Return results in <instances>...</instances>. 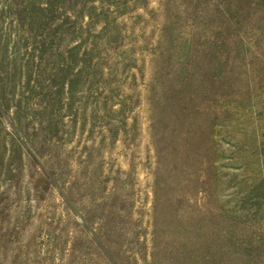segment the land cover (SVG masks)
Masks as SVG:
<instances>
[{
  "label": "rangeland",
  "instance_id": "rangeland-1",
  "mask_svg": "<svg viewBox=\"0 0 264 264\" xmlns=\"http://www.w3.org/2000/svg\"><path fill=\"white\" fill-rule=\"evenodd\" d=\"M88 7L0 126V264H264V0Z\"/></svg>",
  "mask_w": 264,
  "mask_h": 264
},
{
  "label": "trees",
  "instance_id": "trees-1",
  "mask_svg": "<svg viewBox=\"0 0 264 264\" xmlns=\"http://www.w3.org/2000/svg\"><path fill=\"white\" fill-rule=\"evenodd\" d=\"M90 2L91 0H0V126L7 121L12 127L17 139L15 151L19 158L22 149L31 153V145L23 139L27 127L22 122L38 114L34 101L41 107H54L60 103L59 99L51 97L50 85L43 88L40 80L47 73L52 78L51 85L57 86V80H61L62 85L64 78L70 76L74 69L71 62L74 63L80 44L76 42L78 44L71 46L67 56H64L61 51L62 40L65 37L71 40L75 38L74 30L68 31V24H77L82 18L90 17ZM51 59L55 61L54 64H50ZM62 59L68 61L66 66L60 63ZM74 83L75 80L72 79L71 84ZM10 161L6 167V175L12 169ZM260 191L264 198L263 182ZM5 193H1V196ZM3 199H0V204Z\"/></svg>",
  "mask_w": 264,
  "mask_h": 264
}]
</instances>
